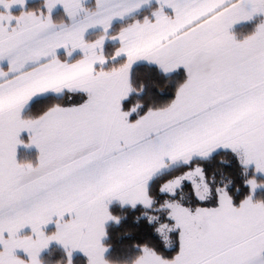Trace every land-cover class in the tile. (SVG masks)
Segmentation results:
<instances>
[{"label":"snow or ice","instance_id":"obj_1","mask_svg":"<svg viewBox=\"0 0 264 264\" xmlns=\"http://www.w3.org/2000/svg\"><path fill=\"white\" fill-rule=\"evenodd\" d=\"M257 175L264 0H0V264H264Z\"/></svg>","mask_w":264,"mask_h":264},{"label":"trees","instance_id":"obj_2","mask_svg":"<svg viewBox=\"0 0 264 264\" xmlns=\"http://www.w3.org/2000/svg\"><path fill=\"white\" fill-rule=\"evenodd\" d=\"M38 2L39 0L36 2L29 3V4L31 5L33 3H38ZM237 30L239 32L240 27ZM170 96H171V93L165 92L162 98L167 99V98H170ZM229 171H231L234 175L237 171L236 162L234 160L232 162V167L229 169ZM257 179L258 180L264 179V176L257 175ZM234 184H239L242 186L241 192L238 193V195L242 196L246 194V192L248 191L247 186L243 185V180L238 175H236ZM229 188L230 190H235L234 185H230ZM254 198L264 199V187H261L260 190H257L255 192ZM111 208L114 213L120 214L122 215V217H125V218H122L120 224L109 223L107 225L106 228H107L108 235L105 238L104 243L110 244L111 247L108 249L106 256H109V257L116 256L117 259H123L124 256L122 254H124L129 249V246L131 245V243L133 241H139L142 235H145L146 233L143 227V221L137 224L134 220V216L138 214L139 209L135 211L127 210V214H126V213H121V209L119 208L118 204H113ZM45 255H47V253ZM80 259H81L80 256L74 257V261H79Z\"/></svg>","mask_w":264,"mask_h":264},{"label":"rangeland","instance_id":"obj_3","mask_svg":"<svg viewBox=\"0 0 264 264\" xmlns=\"http://www.w3.org/2000/svg\"><path fill=\"white\" fill-rule=\"evenodd\" d=\"M36 1H38V0H28V3H32V2H36ZM35 156H36V150H35V148H29V149H23V148H21L20 150H19V153H18V159L19 160H25V159H34L35 158ZM258 176H260V175H258ZM260 188L261 187H258L257 189H256V191L257 190H260ZM113 204H117V203H113ZM109 223H111V222H109ZM108 223V224H109ZM50 227V229L52 228V227H54V226H49ZM106 255H107V252H106ZM75 256H80L79 254L78 255H74V257Z\"/></svg>","mask_w":264,"mask_h":264},{"label":"crops","instance_id":"obj_4","mask_svg":"<svg viewBox=\"0 0 264 264\" xmlns=\"http://www.w3.org/2000/svg\"><path fill=\"white\" fill-rule=\"evenodd\" d=\"M17 10H18V9H16V8L13 9L14 12L17 11ZM58 11H62V9H57V12H58ZM238 28H239V26H236L235 31L238 32V30H237ZM107 225H108V224H107ZM107 225H106V227H107ZM75 255H78V254H75Z\"/></svg>","mask_w":264,"mask_h":264}]
</instances>
